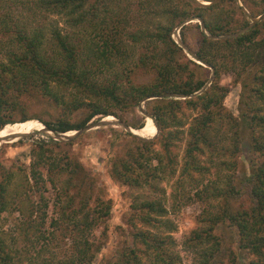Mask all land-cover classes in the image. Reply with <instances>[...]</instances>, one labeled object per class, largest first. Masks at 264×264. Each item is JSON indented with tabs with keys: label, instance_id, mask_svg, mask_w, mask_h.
<instances>
[{
	"label": "trees",
	"instance_id": "1",
	"mask_svg": "<svg viewBox=\"0 0 264 264\" xmlns=\"http://www.w3.org/2000/svg\"><path fill=\"white\" fill-rule=\"evenodd\" d=\"M0 1L1 23L10 37L3 45L7 61L0 57V129L16 119L35 118L30 112L35 99L59 112L50 119L36 117L58 134L85 129L102 116L125 121L121 113L142 102L159 129L149 139L122 129L135 144L113 159L112 174L134 191L133 245H124L107 264H183L165 192L156 187L158 195L152 196L142 190L176 175L174 148L185 136L178 185L187 202H205L197 226L183 241L194 254L192 264H238L235 251L217 232L227 223L238 229L239 247L254 256L251 264H264V16L252 19L264 14V0H139L137 12L128 0ZM20 8L32 12L22 24L12 15ZM51 14L65 17L67 26L85 38L75 42L73 34L53 29L55 50L47 51L44 30L32 32L30 25L38 15ZM177 27L185 42L189 29H199L197 59L175 38ZM206 70L210 73L201 74ZM138 71L150 79L138 81ZM232 71L253 75L243 77L238 114L227 109L230 90L221 84L222 75ZM184 109L195 115L187 117ZM21 128L12 127L7 136L18 139L29 129ZM34 142L30 172L21 173L20 185L14 186L15 174L3 169L0 215L18 210L25 218L16 231L0 221V264H94L102 249L94 233L112 214L111 201L96 194L94 177L77 158L51 148L60 141ZM245 143L253 154L250 195L234 208L232 200L241 194L235 157ZM48 183L56 190L57 209L49 229L44 226L49 201L43 193ZM60 239H70L63 256L54 251Z\"/></svg>",
	"mask_w": 264,
	"mask_h": 264
},
{
	"label": "rangeland",
	"instance_id": "2",
	"mask_svg": "<svg viewBox=\"0 0 264 264\" xmlns=\"http://www.w3.org/2000/svg\"><path fill=\"white\" fill-rule=\"evenodd\" d=\"M130 1H132L134 11L137 12V2L139 0H128L127 3L129 6ZM1 3L2 2L0 1V9H3ZM203 3L208 4L206 1H203ZM1 13L4 14L3 10L0 11V14ZM31 13L26 9L20 8V10L18 9L12 12V15L14 20L19 21V23L22 24L25 21L26 15H28L27 18L32 17ZM1 17L2 16L0 15V47H2L3 50L0 57L2 60L7 61L3 45L8 44L10 37L5 33L6 30L4 29V24L1 23ZM252 19L256 22L255 17ZM155 20H159V18H155ZM161 20L163 22L167 21L165 18ZM200 24L202 25L201 29L206 32V28L201 21ZM30 27L32 32L38 29L44 30V47L51 53L55 50V41L51 33L53 29H58L64 34H73V38L76 39L75 42L85 38V33L83 34L80 30L69 28L65 23V17L60 15L51 14L43 16V18L38 15V17H35ZM174 35L175 38L176 35H179L176 39L180 45L184 47L185 53L191 59H197L194 52L198 49L200 44L201 37L199 29L195 27L189 29L186 34V42L182 40L180 27L176 28ZM210 68H212V66ZM209 73L210 71L206 70L205 73L202 72L201 74L207 75ZM135 75V79L138 81H147L150 79L149 74H144L141 71H138ZM244 76L249 79L253 78V75H250L248 72H245L243 76L240 77L238 73L233 71L224 73L221 77V84L228 87L230 90L229 95L226 97L227 109L236 114H238L237 107L239 99L241 98L242 92L245 91L243 87L246 83V81L243 80ZM31 105V115H37L35 118L30 119L32 122L25 121L26 123L24 124V122L21 123L19 119H16V123L8 124L12 125L11 127L16 125H22L24 128L29 127L23 136L11 140L12 137L7 136V134L0 135V181L5 177L3 172V169H5L6 172L10 171L15 174V177L13 178V182H15L14 186L20 185V179H22L21 173L30 172L31 161L33 160L32 153L33 150L37 148L36 142H34L35 139H47L49 141L53 138L60 141V144L51 145V148H55L57 152L59 151L63 154L64 151H67L77 158L83 164L85 171H89L94 177L96 194L98 193L102 198L111 201L113 207L112 214L108 218L107 223H104L94 233L95 237H98V240H100L99 242H102V249L97 254L94 264H107L110 260L116 259L119 250L122 249L124 245L129 243L133 245L130 216L133 211L131 203L134 191L131 187L116 179L112 174L113 159L118 155H123L129 146L135 144L130 136L124 134L122 129L129 130L138 136L148 139L154 138L155 135L158 134L159 129L154 119L146 111L145 102H142L140 108H133L132 110L121 113L125 121L115 115L102 116L96 118L94 122L88 126L90 128L86 127L79 132L71 130L59 134L44 128L40 119L36 118L44 117L50 119L53 115H57L55 113L59 112L55 111L47 103L38 101L37 99L33 100ZM184 112L186 113V116L190 118L195 115L194 112L189 109H184ZM81 114L82 112L76 114L75 117H78ZM129 124L135 126L143 125V127H131ZM24 128H21V130ZM184 128L186 130L187 126ZM75 137L77 138L73 139ZM186 137L187 136H185L184 140H181L178 143V146L174 148V152L177 153V159L179 160L176 175L171 176L170 173L169 176H166L162 181H159L157 186H146L142 191L155 196L158 195V193L155 192V188L158 187L159 192H165L167 206L169 208L168 217L176 224V229L173 232V235L178 244L177 250L180 253L183 264H192L194 261V254L185 247L183 241L185 237L190 234L191 230L197 226V217L203 210L205 202H202L201 200H196L191 203L187 202V196L184 197V194L182 193L183 190L180 185H178L183 153L187 143ZM157 147L158 149L162 148L160 145ZM242 150L243 151L239 152L238 156L235 157V161H238V166L236 167L234 176L237 178V182H239L241 194L238 195L234 201L232 200L234 208H240L243 199H248L250 195V185L248 184L247 176L251 170L250 159L253 157V154L250 152V147L247 143L244 144ZM204 160L208 161L207 154L204 156ZM1 166H4V168ZM44 173L47 174V171L44 170ZM188 185L189 187L187 189H192L190 194H193L195 192V189H193L194 187L192 188L190 183ZM43 193L49 201V206L47 208L48 218L46 224H44V226L49 229L51 227L50 224L52 217L57 216L55 205L56 190L50 183H48V189ZM33 197L35 200H39L40 196L34 194ZM24 218L25 216H23L18 210H14V214L6 211L0 215V221L3 224V228L12 231L17 230L16 223L21 222V219ZM103 229H105L104 236ZM60 230L59 235H61ZM217 232L225 238V241L227 242L226 244H229L235 251L238 264H251L254 256L250 252L239 247V233L235 226L229 223L220 225L217 227ZM69 241L70 239H68L67 242ZM67 242L60 239L59 243L61 246L56 247L54 251L60 256H63L69 245ZM18 245L19 248H23L24 242L21 240ZM39 249L40 247H37L36 251ZM28 255L30 256V254Z\"/></svg>",
	"mask_w": 264,
	"mask_h": 264
},
{
	"label": "bare ground",
	"instance_id": "3",
	"mask_svg": "<svg viewBox=\"0 0 264 264\" xmlns=\"http://www.w3.org/2000/svg\"><path fill=\"white\" fill-rule=\"evenodd\" d=\"M177 37H179V35H176V38ZM30 121V120H29ZM29 121H27V122H29ZM26 123V122H25ZM24 123V124H25ZM12 125H6L5 127H3L2 129H0V135H5V134H7L11 129H12V127H11ZM17 126H20V125H17Z\"/></svg>",
	"mask_w": 264,
	"mask_h": 264
},
{
	"label": "water",
	"instance_id": "4",
	"mask_svg": "<svg viewBox=\"0 0 264 264\" xmlns=\"http://www.w3.org/2000/svg\"><path fill=\"white\" fill-rule=\"evenodd\" d=\"M264 16V14L263 15H261V16H259L258 18H255V21H258V20H260L262 17ZM28 121V120H27ZM107 123V122H106ZM88 128H90V127H88ZM79 132V131H78Z\"/></svg>",
	"mask_w": 264,
	"mask_h": 264
}]
</instances>
